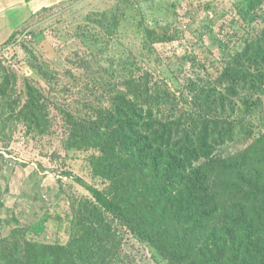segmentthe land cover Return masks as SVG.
I'll use <instances>...</instances> for the list:
<instances>
[{"label": "trees", "instance_id": "16d2710c", "mask_svg": "<svg viewBox=\"0 0 264 264\" xmlns=\"http://www.w3.org/2000/svg\"><path fill=\"white\" fill-rule=\"evenodd\" d=\"M263 3L244 0L242 18L254 19ZM3 69L5 108L11 82ZM128 73L121 86L105 79L107 105L89 113L65 109L72 122L69 145L92 150L91 170L106 182L102 189L88 186L94 199L73 203L68 242H32L14 233L0 243L2 259L137 264L121 253L125 228L160 264H264V130L241 150L218 151L252 138L260 105L252 94L264 92V25L214 82L196 86L185 112L177 109L181 97L167 80L142 67ZM21 95H10L8 115L46 126L50 96L32 78ZM43 227L31 230L38 234Z\"/></svg>", "mask_w": 264, "mask_h": 264}, {"label": "rangeland", "instance_id": "374dc122", "mask_svg": "<svg viewBox=\"0 0 264 264\" xmlns=\"http://www.w3.org/2000/svg\"><path fill=\"white\" fill-rule=\"evenodd\" d=\"M26 2L0 0V45L8 48L0 68L11 82L5 108L0 106V243L17 233L32 242L66 244L73 203L94 199L88 186L102 189L106 182L91 170L93 151L69 145L72 122L65 109L89 113L96 104L107 105L105 79L121 86L131 68L142 67L167 80L181 97L177 109L187 111L196 86L214 82L261 30L264 3L245 21L244 0ZM28 78L51 98L46 126L8 115L10 95H21ZM252 95L260 98L252 138L226 144L218 150L224 155L247 147L264 130V92ZM236 99L241 110L242 98ZM34 224L43 230L35 234ZM121 231V253L137 264H160ZM0 264H8L1 255Z\"/></svg>", "mask_w": 264, "mask_h": 264}, {"label": "built area", "instance_id": "2783aa9c", "mask_svg": "<svg viewBox=\"0 0 264 264\" xmlns=\"http://www.w3.org/2000/svg\"><path fill=\"white\" fill-rule=\"evenodd\" d=\"M7 50H8L7 47H3V46L0 45V58L6 57Z\"/></svg>", "mask_w": 264, "mask_h": 264}, {"label": "crops", "instance_id": "0c3cea01", "mask_svg": "<svg viewBox=\"0 0 264 264\" xmlns=\"http://www.w3.org/2000/svg\"><path fill=\"white\" fill-rule=\"evenodd\" d=\"M24 1H26V0H24ZM26 3H30V2H26Z\"/></svg>", "mask_w": 264, "mask_h": 264}]
</instances>
